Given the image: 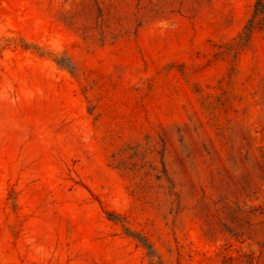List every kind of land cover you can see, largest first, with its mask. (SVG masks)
<instances>
[{
    "label": "rangeland",
    "instance_id": "obj_1",
    "mask_svg": "<svg viewBox=\"0 0 264 264\" xmlns=\"http://www.w3.org/2000/svg\"><path fill=\"white\" fill-rule=\"evenodd\" d=\"M0 264H264V0H0Z\"/></svg>",
    "mask_w": 264,
    "mask_h": 264
}]
</instances>
